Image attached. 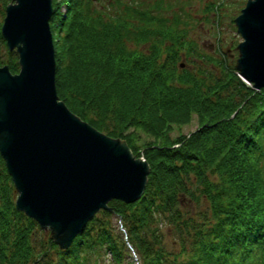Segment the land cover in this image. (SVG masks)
<instances>
[{"label":"trees","instance_id":"16d2710c","mask_svg":"<svg viewBox=\"0 0 264 264\" xmlns=\"http://www.w3.org/2000/svg\"><path fill=\"white\" fill-rule=\"evenodd\" d=\"M93 1L53 0L57 93L145 157V189L132 202L111 199L112 209L101 208L62 248L16 207L0 154V264H102L108 252L115 264H131L130 249L139 264H264V87L242 79L220 37L217 55L202 50L191 37L196 19L187 1ZM10 2L0 0L3 19ZM246 2L207 1L215 33L224 16L235 23ZM2 23L0 65L18 72ZM194 118L193 130L179 129Z\"/></svg>","mask_w":264,"mask_h":264},{"label":"water","instance_id":"95a60500","mask_svg":"<svg viewBox=\"0 0 264 264\" xmlns=\"http://www.w3.org/2000/svg\"><path fill=\"white\" fill-rule=\"evenodd\" d=\"M53 0H11L1 32L20 70L0 65V154L13 179L16 207L68 247L101 208L138 199L150 166L125 139L112 137L59 98L50 18ZM240 76L264 87V0H247L235 17ZM183 66V63H181Z\"/></svg>","mask_w":264,"mask_h":264},{"label":"rangeland","instance_id":"374dc122","mask_svg":"<svg viewBox=\"0 0 264 264\" xmlns=\"http://www.w3.org/2000/svg\"><path fill=\"white\" fill-rule=\"evenodd\" d=\"M172 1L174 2V0H172ZM177 1H179V0H177ZM185 1L188 2V3H186L185 6L190 9V11L195 16V19H196V26H195L196 28H195V30L191 31V37L196 39L198 45L202 48V50L208 51L211 54L213 53V54L217 55L218 51H217L216 47L219 45L218 37H220L221 38L220 39L221 49L223 51L229 52V57H230L231 61H237L238 62V57H239V55L237 53L238 49L235 50V49L230 48V47H232V46H230V45H232V43L238 42L237 45H239V43L242 40V36L238 32L235 23H231L230 18L228 16H224L226 14H225V12H222V13H224V15H222V17L223 16L224 17L222 18V22L220 25V32L215 33V31L217 30L216 29L217 26H213V15L211 12L205 11V5H206L207 1H209V0H185ZM210 1H212V0H210ZM93 2H95V4L98 7H102L104 5H107L110 2V0H94ZM144 2L148 3V4L149 3H155L154 0H144ZM167 9H169V8L165 7V9L163 11H166ZM225 9L226 8L223 7L222 10L224 11ZM0 19L3 20L2 15L0 16ZM51 24L52 23L50 21V27H51ZM142 46L144 48H147V44L142 45ZM181 62H184V64L186 63V65L190 66V62L188 61V58H186L185 56L182 58ZM196 125H197V121L194 118L191 123L183 125L179 129L182 132L187 133V132L193 130V128H195ZM16 195H17V191L15 189V196ZM187 202H189V200ZM112 222L116 226L117 231H119V230L123 231V227H122L121 222L119 220V217H117V215H115L112 218ZM168 226L169 225L166 222H164L160 227L166 236L168 247L171 248V247H175V245H173L174 244L173 243L174 236L171 234ZM130 254L131 255L127 257V260L131 261L132 262L131 264H139V258L137 256V253L133 249H130ZM102 264H115L112 260V255L109 252L105 254V257H104Z\"/></svg>","mask_w":264,"mask_h":264}]
</instances>
